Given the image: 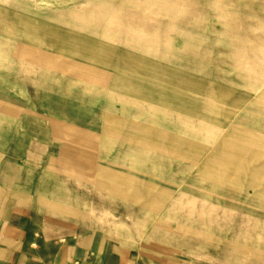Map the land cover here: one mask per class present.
Here are the masks:
<instances>
[{"label":"crops","instance_id":"0c3cea01","mask_svg":"<svg viewBox=\"0 0 264 264\" xmlns=\"http://www.w3.org/2000/svg\"><path fill=\"white\" fill-rule=\"evenodd\" d=\"M60 54L0 89V264H264V227L203 199L208 151L85 101Z\"/></svg>","mask_w":264,"mask_h":264},{"label":"rangeland","instance_id":"374dc122","mask_svg":"<svg viewBox=\"0 0 264 264\" xmlns=\"http://www.w3.org/2000/svg\"><path fill=\"white\" fill-rule=\"evenodd\" d=\"M36 52L76 56L85 101L163 147L166 131L203 147V199L264 227V0H0V89Z\"/></svg>","mask_w":264,"mask_h":264},{"label":"bare ground","instance_id":"6f19581e","mask_svg":"<svg viewBox=\"0 0 264 264\" xmlns=\"http://www.w3.org/2000/svg\"><path fill=\"white\" fill-rule=\"evenodd\" d=\"M144 93V92H143ZM153 96V95H152ZM160 96H163V94L162 95H160ZM164 98H163V100H174L175 98H176V96L174 95V94H169V93H166L165 94V96H163Z\"/></svg>","mask_w":264,"mask_h":264}]
</instances>
